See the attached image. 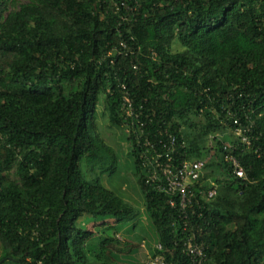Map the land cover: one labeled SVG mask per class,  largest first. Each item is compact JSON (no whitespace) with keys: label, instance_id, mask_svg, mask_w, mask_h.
Returning a JSON list of instances; mask_svg holds the SVG:
<instances>
[{"label":"trees","instance_id":"1","mask_svg":"<svg viewBox=\"0 0 264 264\" xmlns=\"http://www.w3.org/2000/svg\"><path fill=\"white\" fill-rule=\"evenodd\" d=\"M126 95L138 117L125 119ZM101 96L110 122L132 130L163 248L153 256L188 264L184 243L195 234L207 248L202 264H264V0H0V264L120 259L124 242L108 233L135 221L136 209L81 167L116 171L96 130ZM171 137L177 163L207 160L202 181L218 187L187 219L146 184L140 159L146 138L165 152ZM227 143L246 179L226 162ZM107 221L116 224L89 243L87 225Z\"/></svg>","mask_w":264,"mask_h":264},{"label":"rangeland","instance_id":"2","mask_svg":"<svg viewBox=\"0 0 264 264\" xmlns=\"http://www.w3.org/2000/svg\"><path fill=\"white\" fill-rule=\"evenodd\" d=\"M20 3H25V1H20ZM177 49H180L179 45L175 46V50ZM103 99V96H101L98 103L95 125L97 134L115 153L117 159L116 171L112 175H110V173L104 175L100 172L99 166L94 165L92 167L90 164H87V162H83L81 167L90 181L99 180L103 186L111 189L122 199L131 204L136 209L138 215L135 221L124 225L119 232L111 230L108 233L110 236H114L124 242L119 246L120 251L116 250L120 259L114 260L111 257H106L102 258V260H106L109 264H144L153 256V252L158 246V238L146 214L144 195L139 185V177L136 172L134 159L130 155L132 144L128 139L131 137V129L127 124L118 127L110 122L109 116L105 111ZM134 133L137 139L140 140L141 136H138L137 131ZM220 137H222V135H219V138ZM209 146H216L214 136L210 138ZM211 181L214 182V180ZM86 220H88L87 217L80 220L77 226L81 227L82 223L85 225L84 223H86ZM115 224V221H107L101 224L87 225V228L95 233L93 237L89 238V243H97L101 234L99 231L107 225L114 226ZM1 254L2 248L0 246V257ZM90 264L100 263L93 260Z\"/></svg>","mask_w":264,"mask_h":264},{"label":"built area","instance_id":"3","mask_svg":"<svg viewBox=\"0 0 264 264\" xmlns=\"http://www.w3.org/2000/svg\"><path fill=\"white\" fill-rule=\"evenodd\" d=\"M124 110L125 119L138 117L133 100L128 95L124 98ZM235 124H238V122ZM128 127L130 128L129 125ZM135 131L138 133V129ZM140 132L138 136L142 137V130ZM244 133L245 131L240 127L236 129L237 136L242 138L243 143L249 145V139ZM138 141L140 142V140ZM175 142L176 139L171 137L170 146L166 147L165 152H159L149 138H146L144 144L146 150L141 153L140 159L143 160V168L148 176L146 184L156 191L166 194L169 197V205L172 208H179L181 214L187 219L189 211L201 206L200 201L208 203L217 197L218 187L212 181L210 187H206L205 182L202 181L207 173V160L177 163L173 156L176 150ZM237 148V146L227 144L224 147V157L226 162L231 164L233 173L240 179H246L245 171L234 154ZM198 197H200V200H198ZM187 227L188 225H185L184 230H187ZM157 249L163 251L161 246H157ZM184 254L188 258V264H202L207 259V248L205 243L199 241L194 234L184 243ZM144 264L171 263L167 261L165 255L157 254Z\"/></svg>","mask_w":264,"mask_h":264}]
</instances>
